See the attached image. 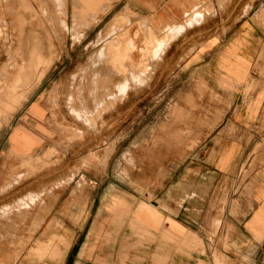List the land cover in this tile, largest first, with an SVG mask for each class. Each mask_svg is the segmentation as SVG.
<instances>
[{
    "label": "rangeland",
    "instance_id": "374dc122",
    "mask_svg": "<svg viewBox=\"0 0 264 264\" xmlns=\"http://www.w3.org/2000/svg\"><path fill=\"white\" fill-rule=\"evenodd\" d=\"M22 1L0 0V247L11 248L10 264H61L59 248L77 238L76 222L83 242L94 233L85 255L92 264L94 249L127 243L123 199L154 203L153 190L185 164L219 157L217 132L229 109L201 71H185L188 56L224 38L212 49L216 57L250 17L264 27V0H200L162 23L153 14L171 0ZM38 103L42 117L32 112ZM19 124L40 140L29 154L10 139ZM255 129L259 138L245 140L253 160L248 155L225 178L206 217L188 231L170 219L173 236L141 238L170 249L151 253L148 264H264L263 252L233 248L235 216L252 195L250 173L264 161V123ZM203 146L213 155L200 153Z\"/></svg>",
    "mask_w": 264,
    "mask_h": 264
},
{
    "label": "crops",
    "instance_id": "0c3cea01",
    "mask_svg": "<svg viewBox=\"0 0 264 264\" xmlns=\"http://www.w3.org/2000/svg\"><path fill=\"white\" fill-rule=\"evenodd\" d=\"M196 1L200 0H171L166 8L154 12V21L162 23L165 19L177 18L184 8ZM197 12L183 22L167 25L165 34L185 24ZM263 28L259 24L257 15L250 17L249 20L243 22L238 32L241 33L248 29L249 35L241 37L237 36L236 32L233 41L227 45L224 43L223 47L216 52V57L212 55V49L215 45L221 44L224 38H218L216 41L208 39L188 56L189 61L185 71L189 69L191 72L201 71L207 84L212 87L211 89L224 98V101H221L222 106L229 109L226 112L225 124L217 132L220 141L219 152L213 155L209 150L212 146H208V149L203 146L200 149V153L208 152V157L212 155H219V157L217 160L205 159L202 162L185 164L184 169L179 171L183 173L175 174V179L163 182L160 187L153 190L156 196L154 203L147 198L123 199L121 213L122 216L127 215V224L130 229L127 233V243L117 244L118 246L111 244L109 249L106 247L105 249L103 247L94 249L93 257L89 262L95 264L93 260L96 259L100 262L106 260L109 264H148L151 253L170 251L167 246L161 244L162 242L142 245L138 242L144 236L161 237L164 234L168 236L176 234L171 229L170 219L180 223L188 231L187 229L193 226L194 221L203 219L209 213L211 199L216 190L224 184L225 178L240 171L239 164H243L248 155H250V162L253 160L255 153L245 140L258 139L255 126L264 123V35L261 33ZM149 29L153 32V36L156 35L153 27ZM147 44L148 37L146 46ZM133 45L136 49L135 40ZM233 68H235L234 73H230ZM227 78L232 80V85L223 82ZM30 88L16 98L17 104H23L28 98ZM32 112L42 117L39 103L33 107ZM231 125H234L233 133H231ZM10 135L13 145L21 154H29L40 143V140L29 133L23 124L16 126ZM222 160H225L224 163ZM249 180L252 184V195L244 200V209L238 211L239 215L235 216V219H239L240 222L233 233V248L238 251L250 250L255 253H264V161L252 169ZM143 202L150 207L141 204ZM74 224V228L77 227L79 230L77 238L68 248L64 246L59 248L66 252L61 264H87L86 252L88 250L91 252L93 249V231L89 232V239L83 242L81 223L76 225L75 222ZM59 232H61L60 229ZM13 258L15 255L11 248L0 247L1 264H10ZM174 259H178V256ZM194 260L196 263L200 261L196 257Z\"/></svg>",
    "mask_w": 264,
    "mask_h": 264
},
{
    "label": "bare ground",
    "instance_id": "6f19581e",
    "mask_svg": "<svg viewBox=\"0 0 264 264\" xmlns=\"http://www.w3.org/2000/svg\"><path fill=\"white\" fill-rule=\"evenodd\" d=\"M16 1H17V0H16ZM18 1H22V0H18ZM52 1H53V0H52ZM85 1H86V0H85ZM96 1H97V0H96ZM22 2H23V1H22ZM94 2H95V1H94ZM100 2H101V1H100ZM3 3H5L4 0H3ZM56 3H57V2H56ZM92 3H93V2H92ZM20 4H22V3L20 2ZM46 4H47V3H46ZM95 4L97 5L98 2L95 3ZM95 4H94V5H95ZM106 4H108V3H106ZM62 5H63V4H62ZM78 5H79V4H78ZM96 5H95V6H96ZM21 6H22V5H21ZM98 6H99V5H98ZM98 6H97V7H98ZM3 7H4V6H3ZM41 7H42V6H41ZM73 7H74V6H73ZM75 7H76V6H75ZM101 7H102V6H101ZM108 7H109V4H108ZM44 8H45V7H44ZM78 8H79V7H78ZM80 8L83 9V7H80ZM80 8H79V9H80ZM84 8H85V7H84ZM98 9H99V8H98ZM107 9H108V8H107ZM7 10L9 11V9H7ZM46 10H47V9H46ZM77 10H78V9H77ZM108 10H109V9H108ZM1 11H2V10H1ZM13 11H14V9H13ZM82 11H83V10H82ZM100 11H101V9H100ZM6 12H7V11H6ZM15 12H16V11H15ZM80 12H81V11H80ZM103 12H106V8L103 10ZM75 13H76V12H75ZM78 14H79V13H78ZM84 15H85V14H84ZM1 16H2V14H1ZM16 18H17V17H16ZM19 18H20V17H19ZM38 18H39V17H38ZM44 20H45V19H44ZM90 21H91V20H90ZM3 22H4V21H3ZM3 22H2V23H3ZM16 24H17V23H16ZM0 25H1V24H0ZM5 25H6V24H5ZM1 28H2V26H1ZM28 29H29V28H28ZM2 30H3V29H2ZM5 32H6V31H5ZM28 32H29V31H28ZM169 33H170V32H169ZM173 35H174V34H173ZM175 35H176V34H175ZM167 36H168V35H167ZM176 36H177V35H176ZM22 37H23V36H22ZM30 38H31V37H30ZM31 40H32V39H31ZM34 40H35V39H34ZM31 42H32V41H31ZM29 44H30V43H29ZM158 44H159V43H158ZM27 46H28V45H27ZM159 46H160V45H159ZM6 47H7V46H6ZM27 48H28V47H27ZM160 48H161V47H160ZM7 50L9 51V49H7ZM10 50H11V49H10ZM22 50H23V49H22ZM155 51H156V50H155ZM155 51H154V52H155ZM10 52H11V51H10ZM24 52H25V51H24ZM161 52H162V51H161ZM20 54H21V53H20ZM154 54H155V53H154ZM150 55H151V54H150ZM156 55H157V54H155V56H156ZM31 59L33 60V58H31ZM30 62H31V61H30ZM30 62H29V63H30ZM29 65H30V64H29ZM24 66H26V65H24ZM27 67H28V66H27ZM122 68H123V67H122ZM28 69H29V67H28ZM30 69H31V68H30ZM32 70H33V69H32ZM28 71H29V70H28ZM28 73H29V72H28ZM28 73H26V74H28ZM29 74H31V73H29ZM134 75H135V73H134ZM134 75H133V76H134ZM26 76H27V75H26ZM31 76H32V75H31ZM26 78H27V77H26ZM28 78H29V77H28ZM129 78H130V77H129ZM9 79H10V78H9ZM127 79H128V78H127ZM26 81H27V80H26ZM123 87H124V86H123ZM121 88H122V87H121ZM122 89H123V88H122ZM126 90H127V89H126ZM121 91H123V90H121ZM124 92H125V91H124ZM109 94H110V93H109ZM102 107H103V106H102ZM105 108H106V107H105ZM103 109H104V108H103ZM23 201H24V200H23Z\"/></svg>",
    "mask_w": 264,
    "mask_h": 264
}]
</instances>
